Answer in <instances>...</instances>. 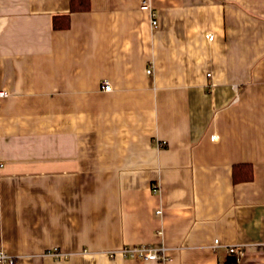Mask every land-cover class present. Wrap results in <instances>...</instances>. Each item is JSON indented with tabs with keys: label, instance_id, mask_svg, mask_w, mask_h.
Here are the masks:
<instances>
[{
	"label": "crops",
	"instance_id": "crops-1",
	"mask_svg": "<svg viewBox=\"0 0 264 264\" xmlns=\"http://www.w3.org/2000/svg\"><path fill=\"white\" fill-rule=\"evenodd\" d=\"M143 1L0 0L15 264H264V0H150L155 28Z\"/></svg>",
	"mask_w": 264,
	"mask_h": 264
},
{
	"label": "built area",
	"instance_id": "built-area-1",
	"mask_svg": "<svg viewBox=\"0 0 264 264\" xmlns=\"http://www.w3.org/2000/svg\"><path fill=\"white\" fill-rule=\"evenodd\" d=\"M144 5L146 7H148L151 11V23H152V26L155 28V27H158L160 25V19L158 18V14L156 11H154L153 7H152V4H151V1L150 0H144L143 1ZM210 39L213 38V36L211 35L209 37ZM148 74L151 75L153 73V70L152 69H148ZM213 87V86H212ZM103 89L105 91H111L112 90V85L109 81H104L103 83ZM7 96V93L6 92H0V98H3V97H6ZM165 143H158V147H163ZM215 246L218 244V241L216 240L215 241ZM231 252H236V248L232 247L230 249ZM117 254H122L125 258L127 256H130L131 258H136V259H142V260H146V261H159L161 263H167L168 260H169V257H168V254H167V250L164 249V248H155V247H152V246H147V245H139V246H131L129 248H125V250H122V251H119L118 253L117 252H110L108 253V256L110 258H115V256ZM47 255H50V256H56V257H59L61 256V254L55 250L52 253H48ZM0 264H14V259L13 257L9 256V255H6L4 253H0Z\"/></svg>",
	"mask_w": 264,
	"mask_h": 264
},
{
	"label": "trees",
	"instance_id": "trees-1",
	"mask_svg": "<svg viewBox=\"0 0 264 264\" xmlns=\"http://www.w3.org/2000/svg\"><path fill=\"white\" fill-rule=\"evenodd\" d=\"M89 0H72L71 9L74 11L77 10H87L89 9ZM69 26V17L63 16L60 21L55 19V27L58 29H65ZM222 264H239V254L237 253H228Z\"/></svg>",
	"mask_w": 264,
	"mask_h": 264
},
{
	"label": "rangeland",
	"instance_id": "rangeland-1",
	"mask_svg": "<svg viewBox=\"0 0 264 264\" xmlns=\"http://www.w3.org/2000/svg\"><path fill=\"white\" fill-rule=\"evenodd\" d=\"M165 146V144L163 145V147ZM163 147H161V148H163ZM161 212H162V210L160 209V210H158V214H161ZM231 249V248H230ZM230 249H229V253H236V252H231L230 251ZM237 254V253H236ZM54 257H56V256H54ZM61 256H59V257H56V258H60ZM127 259H133V260H136V258H131L130 256H127L126 257ZM14 259V264H15V260H16V258H13ZM139 260H142V259H139Z\"/></svg>",
	"mask_w": 264,
	"mask_h": 264
}]
</instances>
